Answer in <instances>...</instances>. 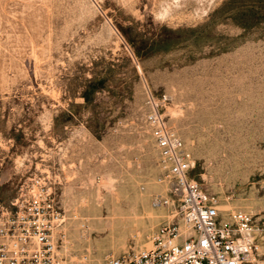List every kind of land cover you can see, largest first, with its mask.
<instances>
[{
  "label": "rangeland",
  "instance_id": "obj_1",
  "mask_svg": "<svg viewBox=\"0 0 264 264\" xmlns=\"http://www.w3.org/2000/svg\"><path fill=\"white\" fill-rule=\"evenodd\" d=\"M158 105L264 264V0H0V211L50 191L59 264H107L182 222L146 123Z\"/></svg>",
  "mask_w": 264,
  "mask_h": 264
},
{
  "label": "built area",
  "instance_id": "obj_2",
  "mask_svg": "<svg viewBox=\"0 0 264 264\" xmlns=\"http://www.w3.org/2000/svg\"><path fill=\"white\" fill-rule=\"evenodd\" d=\"M145 120L170 181L168 196L159 195L154 203L175 205L182 226H161L150 247L112 257L107 264H244L257 249L251 235L259 229L256 221L243 211L220 214L216 197L190 177L192 153L156 103ZM50 194L30 189L0 211V264H59L54 228L61 217Z\"/></svg>",
  "mask_w": 264,
  "mask_h": 264
}]
</instances>
